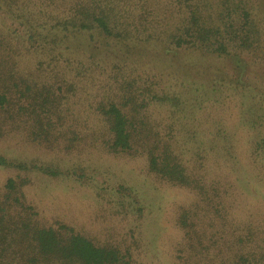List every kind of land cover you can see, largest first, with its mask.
<instances>
[{"label": "trees", "instance_id": "16d2710c", "mask_svg": "<svg viewBox=\"0 0 264 264\" xmlns=\"http://www.w3.org/2000/svg\"><path fill=\"white\" fill-rule=\"evenodd\" d=\"M0 2L8 16L27 15L28 24L43 28L45 38L62 47L60 56L76 53L72 45L82 47L86 36L90 54L88 61L62 58L60 65L27 73L16 53L22 44L13 36L0 37V138L19 134L50 151L66 142L69 151L70 144L96 134L93 128L81 133L78 111L94 92L86 107L88 119L103 124V147L145 158L149 173L193 194L175 222L181 233L176 264H264V209L247 208L240 191L254 184L264 199V0ZM112 45H131L153 57L225 58L236 75L212 77L204 82L208 85L192 82L187 93L193 97L198 86L210 90L200 102L205 113L189 127L186 109L193 104H185L183 92H172L176 84L170 80L139 83L113 74L116 64L106 77L97 73L98 56ZM78 91L86 93L84 100H71ZM232 104L235 122L227 118ZM150 109L166 111L167 122H152L146 116ZM0 168L16 174L6 181L0 200V264H127L117 247L97 245L63 224L42 226L22 206L28 175L57 179L64 175L59 166L0 155ZM226 170L229 176L223 175Z\"/></svg>", "mask_w": 264, "mask_h": 264}, {"label": "rangeland", "instance_id": "374dc122", "mask_svg": "<svg viewBox=\"0 0 264 264\" xmlns=\"http://www.w3.org/2000/svg\"><path fill=\"white\" fill-rule=\"evenodd\" d=\"M6 10V4L0 2V37L13 36V40L22 44L15 47L16 53L21 55L19 65L23 71L29 73L47 68L53 63L60 65L62 58L68 57L88 61L90 54L85 51L89 36L84 38L82 47L72 41V49L76 53L71 51L69 54L62 50L63 55L60 56L58 51L62 47L55 48L50 37L45 38L43 28L37 29L33 24H28L27 15L14 11V16H8ZM18 17L22 19H17ZM99 45L100 42L95 40V46ZM107 50L105 55H97V59H100L99 66L101 65L97 70L98 74L102 77L110 75L111 65L116 64L118 69H114L113 74L119 71L128 78H135L139 83H162L170 80L171 85L176 84L172 92H183L184 98H187L185 104H193L192 108L189 106L186 109L189 127L205 113L201 110L200 102L210 90L204 91L198 86V89H193V97L187 93L192 82L208 85L204 82L212 77L231 80L236 75L233 62L225 58L198 59L199 56L186 53L177 58L163 55L153 57L152 54H143L140 49H133L131 45L123 49L112 45ZM182 80L185 81L184 87L181 86ZM104 85L102 83L100 86ZM81 87L78 83L77 89H82ZM85 95L86 93L78 91L77 96L70 99L84 100ZM93 97L94 92L78 111L83 120L81 133L85 136L89 133V128H93L96 129V134H90L83 142L75 141V145L70 144L69 151L66 149V142L60 150L50 151L23 139L19 134L0 138V155L39 165L54 164L64 174L57 179L42 174H29V184L22 190V206L31 209L33 220L42 226L56 227L63 224L97 245L117 247L127 264H176L179 261V249L175 245L181 233L175 222L180 207L188 206L194 200L193 194L185 189L172 187L149 173L145 158L112 154L103 147V124H99L94 116L88 119L89 110L86 106L93 101ZM150 110L146 116L151 117L152 122H167L166 111ZM227 118L231 122L236 121L234 104L228 110ZM229 174L226 170L223 175ZM15 176L13 170L0 168V200L6 181ZM240 191L246 199L244 205L247 208L253 211L264 209L263 190L253 184L243 186ZM19 208L16 206L14 210Z\"/></svg>", "mask_w": 264, "mask_h": 264}]
</instances>
